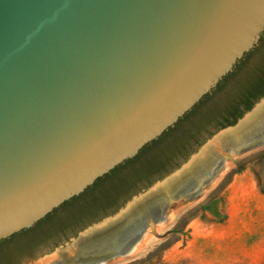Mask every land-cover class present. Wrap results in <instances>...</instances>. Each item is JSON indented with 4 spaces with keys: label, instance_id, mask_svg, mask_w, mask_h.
<instances>
[{
    "label": "water",
    "instance_id": "95a60500",
    "mask_svg": "<svg viewBox=\"0 0 264 264\" xmlns=\"http://www.w3.org/2000/svg\"><path fill=\"white\" fill-rule=\"evenodd\" d=\"M263 40L264 0H0V241L135 158ZM256 121L264 97L203 153L215 156L220 142L233 160L231 150L264 135ZM201 159L192 155L77 243L99 250L111 240V256L131 255L167 219L170 196L201 191Z\"/></svg>",
    "mask_w": 264,
    "mask_h": 264
},
{
    "label": "rangeland",
    "instance_id": "374dc122",
    "mask_svg": "<svg viewBox=\"0 0 264 264\" xmlns=\"http://www.w3.org/2000/svg\"><path fill=\"white\" fill-rule=\"evenodd\" d=\"M262 46L264 40L236 68V74L228 78L227 85L170 137L177 133L182 136L185 131L183 127L198 123L202 115L216 107L215 103L220 98L228 99L229 93L237 91L239 80L243 79L244 82L256 78L259 64L253 63L247 69L245 62L258 57ZM256 124L262 126L264 123L256 121ZM198 125L203 130L200 143L193 145L187 158L178 157L177 163L181 167L192 155H202V163L199 164L202 169L194 177L196 187L201 191L190 199L181 197L176 200L170 196L167 219L155 225L154 229L145 231L135 247L138 249L136 252L127 257L111 256L116 248L110 239L107 249L97 250L78 244L81 231L75 236L70 233L66 235L70 229L64 232L58 228L60 220L69 218L75 211L70 206L60 211L54 222L41 224L35 232L20 236L0 248V264L4 258L5 261L8 259L6 257H9V264H38L40 258L52 253L41 260L42 264H264V135L256 142L240 144L239 151H229L233 156V160H230L222 156L226 152L220 142L212 144L214 147L209 149L216 152L215 156L203 153L220 129L216 130L214 123L203 126L199 122ZM152 150L146 155L149 156ZM223 159V166L218 169ZM111 186L112 181L107 180L100 190L88 195L82 203L91 202L94 195L101 196ZM139 187L141 190L125 205L149 188ZM31 241H34L32 245ZM19 244L22 245L21 249L15 247Z\"/></svg>",
    "mask_w": 264,
    "mask_h": 264
},
{
    "label": "trees",
    "instance_id": "16d2710c",
    "mask_svg": "<svg viewBox=\"0 0 264 264\" xmlns=\"http://www.w3.org/2000/svg\"><path fill=\"white\" fill-rule=\"evenodd\" d=\"M249 55L250 54H247L245 59ZM244 60L236 67L242 64V62L244 63ZM235 74L236 69L219 83L217 89L214 90L213 93L204 97L198 105L185 115V117L181 119L174 128H171L159 139L144 147L135 158L126 161L103 178H100L93 186L89 187L80 196L73 198L58 209L54 210L51 214L38 222L33 228L16 234L9 239L0 241V248L20 236L35 232L41 224L54 222L58 213L70 206H73L75 211L72 212V215L69 218L61 219L58 228L64 232H67L70 229L66 235L70 233L75 236L93 223L99 222L103 218L116 213L133 195L138 193L140 185H142L143 188H148L155 181L160 180L171 173V171L179 167V163H177L178 157L182 156L181 158H187L190 153L184 146L190 141L196 144L200 143L199 138L201 136L200 131L202 128L199 127V122H202L203 126H212L214 123V128L216 130L235 125L247 111L252 109L255 103L264 97L263 77H256L253 80L244 82L242 81L243 79H241L237 82V91L229 93L228 99L220 98L221 100L215 103L216 107L202 115L203 117L198 123L196 122L194 124L193 122L189 129L185 130L182 136L176 134L175 137H173L172 144L166 151H159L156 155H146L150 149H153L154 146L156 147L161 145L174 131L180 129L183 122L192 117L202 105L210 99H213V96L227 85L228 78L233 77ZM137 163H140L139 167L133 168V170L127 174H122V170L133 167ZM118 176L119 182L112 183V186L103 191L101 196L96 197L94 195L91 202L82 203L88 195L92 193L94 194L97 190H100L104 182L107 180H114ZM33 242L34 241L30 242L31 245ZM57 244L58 242L55 243V245ZM15 247L21 249L22 245L19 244ZM6 258L8 259L5 261L4 258L2 264H9V257Z\"/></svg>",
    "mask_w": 264,
    "mask_h": 264
},
{
    "label": "flooded vegetation",
    "instance_id": "af4514ba",
    "mask_svg": "<svg viewBox=\"0 0 264 264\" xmlns=\"http://www.w3.org/2000/svg\"><path fill=\"white\" fill-rule=\"evenodd\" d=\"M262 40V39H261ZM258 57H256V58H251L250 60H248L247 62H245V68H247L248 69V67L251 65V64H253V63H258L259 64V72H258V76L257 77H263L264 78V46H262L261 47V49H260V51H259V53H258V55H257ZM189 127H190V125L189 126H186L185 128H183V131H184V129L186 130V129H189ZM185 132V131H184ZM201 132V136H202V133H203V130H201L200 131ZM177 135H178V133H177ZM173 137H175V136H171V137H169L166 141H164L161 145H159V146H156V147H154L153 148V150L151 151V153L149 154V156H151V155H156L157 154V152H159V151H166L167 150V148H169V146L172 144V141H173ZM194 144H196V143H194V142H192V141H190L189 143H187L184 147H185V149L186 150H188V151H190L191 149H192V147H193V145ZM139 163H137L136 165H138ZM133 166V167H130V168H127L126 170H124V171H122V174H127V173H129V172H131L132 170H133V168H137V167H139V166ZM120 176H121V174H120ZM112 181V183H115V182H119V176L118 177H116L114 180H111ZM107 189V188H106ZM105 189V190H106ZM114 207V206H113Z\"/></svg>",
    "mask_w": 264,
    "mask_h": 264
},
{
    "label": "bare ground",
    "instance_id": "6f19581e",
    "mask_svg": "<svg viewBox=\"0 0 264 264\" xmlns=\"http://www.w3.org/2000/svg\"><path fill=\"white\" fill-rule=\"evenodd\" d=\"M135 247H136V246H135ZM137 250H138V249L134 248L132 253L136 252Z\"/></svg>",
    "mask_w": 264,
    "mask_h": 264
}]
</instances>
